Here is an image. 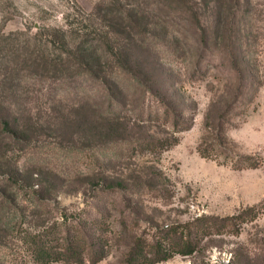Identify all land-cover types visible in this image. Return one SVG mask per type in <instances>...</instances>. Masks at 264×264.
Listing matches in <instances>:
<instances>
[{"label": "rangeland", "instance_id": "obj_1", "mask_svg": "<svg viewBox=\"0 0 264 264\" xmlns=\"http://www.w3.org/2000/svg\"><path fill=\"white\" fill-rule=\"evenodd\" d=\"M2 61L0 264H38L15 230L61 212L105 253L48 264H126L197 215L195 252L152 264H264V0H0V81Z\"/></svg>", "mask_w": 264, "mask_h": 264}, {"label": "trees", "instance_id": "obj_2", "mask_svg": "<svg viewBox=\"0 0 264 264\" xmlns=\"http://www.w3.org/2000/svg\"><path fill=\"white\" fill-rule=\"evenodd\" d=\"M36 62V61H34ZM5 72L2 78L1 86L4 88V93L12 96L16 95V84L19 79L20 67L17 63L11 65L7 61H2ZM37 64V62H36ZM42 64V63H38ZM1 93H3L1 91ZM0 133L6 131L10 133L12 124L9 121L8 115L4 113L8 112L12 108V103H8L7 95L0 94ZM7 104L6 107L4 104ZM177 131L184 130L186 127L179 125V121H175ZM179 142L178 136L157 138V139H143L138 141V147L143 152H162L165 149L177 144ZM202 156L209 157V151L203 147L199 148ZM251 167L258 166V163L250 164ZM5 180L3 177L1 179ZM10 180V178H8ZM1 199V194H0ZM41 204L45 203L42 198H37ZM255 211V212H254ZM259 211L251 207L240 215H236L240 218V222L246 221V215L251 213L254 218ZM61 219H56L52 225H41L40 229H32V227H19L17 231V239L27 246V250L34 262L38 264H48L51 262L63 261L66 263H82L85 261L87 253L90 251L94 254V261L100 260L105 253V247L101 246L103 240L102 232L96 231L95 233H88V229L91 225H88V219L82 218L77 221L75 216L66 212H61ZM205 215H197L193 220L185 223L169 224L166 226L165 232L157 234L158 240L153 242L150 246L156 245V250L150 251L148 240L146 238H139L132 250L126 264H152L157 261L167 260L174 256L176 253L182 255H191L195 252L197 246L194 241L192 228L195 223L205 219ZM101 219V218H100ZM97 219L96 223L100 224L102 220ZM87 229V230H86ZM239 230V229H237ZM156 237H154L155 239ZM177 238V242H170L169 247H163V244L168 240ZM169 242V241H168Z\"/></svg>", "mask_w": 264, "mask_h": 264}]
</instances>
